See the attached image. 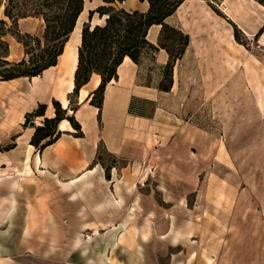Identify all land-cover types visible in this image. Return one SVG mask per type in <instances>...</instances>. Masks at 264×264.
Segmentation results:
<instances>
[{
  "label": "rangeland",
  "instance_id": "374dc122",
  "mask_svg": "<svg viewBox=\"0 0 264 264\" xmlns=\"http://www.w3.org/2000/svg\"><path fill=\"white\" fill-rule=\"evenodd\" d=\"M93 1L86 0L80 28ZM224 1L234 9L240 0H183L165 20L189 35V44L173 68V91L157 89L165 64L157 62V52L145 54L138 65L137 82L148 83L153 90H140L134 107L137 113L149 114L151 100L155 108L144 141L132 153L133 177L137 173L139 184L123 179L136 197L128 211L134 214L132 225L115 231L98 227L99 235L90 229L94 227L84 230V226H67L63 221L60 226L27 229L21 225L26 212L21 205L19 211L0 217V238H6L11 252L19 251L18 238H26L40 264H66L67 238H78L91 251L109 256L111 238L118 237L136 238V251L112 249L116 260L108 259L106 264H264V8L257 0V4L242 0L241 13L231 11L228 16L222 8ZM117 5L141 11L148 7L146 1L139 0ZM3 7L0 18L6 19ZM97 17L95 14L92 24L99 22ZM246 22L252 25L247 33L241 29ZM17 27L21 33L42 37L44 23L29 16L18 19ZM74 38L75 33L69 38L71 44ZM3 39L9 46L6 59L20 61L22 45L9 33ZM95 83L94 76L83 90L90 91ZM26 86V80H19L4 92L0 90V163L3 158L18 162V154H25L26 143L16 147L13 127L10 135L2 128L18 97L29 94ZM68 99L69 109L74 110L75 94ZM51 107L54 109L53 104ZM31 121L42 124L39 118L24 116L18 128L31 127ZM98 148L97 157L106 172L111 164L124 166L130 160L107 152L101 143ZM2 177L0 189L5 190V196L12 181L7 183ZM26 182L42 184L35 178ZM27 191V199H31L32 188ZM2 202L0 196V206ZM68 205L57 207L61 210ZM153 207L159 212H153ZM145 208L151 209L146 215ZM176 233H180L177 242L172 240Z\"/></svg>",
  "mask_w": 264,
  "mask_h": 264
},
{
  "label": "crops",
  "instance_id": "0c3cea01",
  "mask_svg": "<svg viewBox=\"0 0 264 264\" xmlns=\"http://www.w3.org/2000/svg\"><path fill=\"white\" fill-rule=\"evenodd\" d=\"M243 1L256 3L254 0ZM243 1L242 3L245 5ZM93 3V7L89 10L101 5L102 0H94ZM85 8L86 0H84ZM231 19L237 24L241 23L234 18ZM247 24L246 22L244 27L243 24L241 25L242 31L247 32L251 25L247 26ZM159 27L160 25H152L148 31V39L154 44L156 43L153 40H157ZM151 36L153 40H151ZM63 52L59 55L56 65L43 70L38 76L0 81V90L4 92L9 89L10 85H17V81L26 80L25 92L29 93L27 96L18 97L16 107L9 113L8 121L4 123L5 127L2 128L4 133L10 135V128L13 127L12 133L16 138V147L19 148L21 143H26V145L25 154H18V162H5L6 158H3V162L0 163L3 170L0 172V175L3 176L1 179L7 183L12 181L8 194L2 195L5 190L0 189V196L3 200L0 206V217L3 219L11 211H19L22 208L21 205H24L23 209L26 212L21 225L27 229L60 226L62 221L67 226H84V230L89 229L88 227H94L90 229L98 235L100 234L97 233L100 230L98 227L113 228L114 231L118 227L127 228L132 225L134 220V214H130L128 211L131 210L136 197L133 188L123 184V179L128 178L135 185L139 184L136 180L137 173L133 177L132 170L135 162L131 161L133 159L132 153L137 152L136 146L139 142L144 141L147 128L153 122L152 117L130 114L128 106L132 96H137L142 89L153 90V86L142 85L137 82L138 65L132 62L130 58L125 57L126 59L124 58L117 68V79H112L105 86L99 119L98 108L89 103L91 97L84 96L80 100L82 90L90 83L91 78L95 76L97 79V75L93 74L89 82L75 94L77 105L75 109L71 110L69 107L65 109L67 111L65 116L71 114L79 123L81 134L76 135V130L72 128L69 121L62 119L57 122L53 136L43 139L40 145L48 140H51V143L44 147L29 145L35 127L41 123L36 122L35 127L19 129L25 114L31 112L40 103L45 104V113L44 116L36 118L40 120H43V117L52 118L54 116V109L51 107L52 101L56 100L60 103L59 90L64 92L67 99L72 94L67 87L70 85V90L73 89L77 59L71 71L72 75L66 77L60 68ZM167 58L168 55L164 49L157 51L156 60L159 64H164ZM61 78L66 79L69 83L62 82L59 85L58 82ZM99 83H95L94 87L91 85L90 91L86 88L87 94L97 88ZM173 88L174 85L171 87V91ZM158 114L157 108L153 114L154 120ZM138 135H142V139H138ZM125 141H130L129 143L133 146L125 144ZM100 143L107 152L116 157L129 158V162L124 166L116 165V163L111 164L110 171L106 172L97 157ZM27 155L28 160H26ZM26 164L29 166V172H27ZM32 178L37 179L38 183L42 184H28L26 180ZM13 183L16 184L13 185ZM125 184L129 185V183ZM28 187L33 190L31 199H27L29 197ZM138 200L140 202V198ZM62 203L70 205L59 210L57 205ZM144 210L145 215L151 211L150 208ZM154 210L159 212L157 208L153 207V212ZM133 211L137 213L138 210L134 208ZM63 215L65 218L62 217ZM5 239L0 238V264H40V257L35 255V250H31V247L27 246L26 238H18L19 251L17 253L9 250ZM111 239L112 247L108 248L109 256H104V251H91L90 247L86 246L85 242L81 243L78 238H67L69 252L66 264H106L110 263L108 259L116 260L112 257V249L118 250L125 247L128 252L134 253L136 251V238L117 237ZM174 247L175 245H173Z\"/></svg>",
  "mask_w": 264,
  "mask_h": 264
},
{
  "label": "trees",
  "instance_id": "16d2710c",
  "mask_svg": "<svg viewBox=\"0 0 264 264\" xmlns=\"http://www.w3.org/2000/svg\"><path fill=\"white\" fill-rule=\"evenodd\" d=\"M124 1L102 0L103 4L88 10L87 19L80 28V45L72 94H77L93 74L98 75L100 83L87 97H91L89 103L98 108V119L103 105L105 86L112 79H117V68L125 57L140 65L145 54L164 49L168 58L162 67V79L157 89L169 91L173 84L174 65L189 44L187 33L165 21L183 0H139L147 2L148 7L145 11L127 10L117 5ZM257 1L264 6V0ZM2 4L4 5L2 14L11 23L8 25L5 18H0V80L3 81L38 76L43 70L56 65L84 8V0H0V7ZM95 14L99 23L92 24ZM29 16L43 20L42 37L19 31L18 19ZM152 25H160L156 44L148 39V30ZM261 31L260 29L257 32L255 38ZM8 33L23 47L24 57L18 62L6 59L9 56V46L3 37ZM146 85L150 86L148 83ZM135 98V96L131 97L128 112L150 117L155 108L154 102L148 100L152 104L149 114L137 113L133 103ZM52 104L55 110L54 116L43 117L42 124L35 127L29 140V144L35 147H38L43 139L53 136L57 122L62 119L69 121L76 130V135L81 134L80 125L74 117L65 116L67 111L59 107L58 101L53 100ZM45 109V104L39 103L37 108L25 114V118L44 116ZM49 143L51 140L40 147Z\"/></svg>",
  "mask_w": 264,
  "mask_h": 264
},
{
  "label": "bare ground",
  "instance_id": "6f19581e",
  "mask_svg": "<svg viewBox=\"0 0 264 264\" xmlns=\"http://www.w3.org/2000/svg\"><path fill=\"white\" fill-rule=\"evenodd\" d=\"M225 2L226 1H224L223 3H224V5H223V11L228 15V14H230L231 13V11L232 12H234V13H236V14H238V13H241L240 11L244 8V7H242L243 6V3L242 2H240L239 1V3H236L237 5L234 7V9L233 8H229L230 6H228V3H226L225 4ZM236 2V1H235ZM231 4V3H230ZM229 4V5H230ZM234 4V3H233ZM233 6V5H232ZM231 6V7H232ZM261 8H264L262 5H259ZM85 11H86V9H84L83 8V11L81 12V14L79 15V18H78V20H77V23H76V25H75V28L73 29V31H72V34H71V36H73V34L75 33V38H74V40L72 41L73 43L71 44L70 43V39H69V41H67V43H66V45H65V48H64V52H63V55H62V57H61V60H60V68H62V70H63V74H64V76L66 75V77H67V75L70 77V74H71V71H72V68H73V65H74V63L76 62V59H77V50H78V46H79V44H80V21H81V16H82V14H84L85 13ZM229 16V15H228ZM230 18V17H229ZM95 23H99V22H96L95 21ZM244 23V22H243ZM245 33H247V32H245ZM252 33H254V32H252ZM255 34V33H254ZM70 36V37H71ZM72 39V38H71ZM126 58H128V57H126ZM125 58V59H126ZM129 59V58H128ZM72 75V74H71ZM25 79H28L27 77H24ZM99 79H100V77L97 75V79H96V84H98L99 83ZM59 80V79H58ZM57 80V81H58ZM62 82H68L69 83V81H67L66 79L64 80V79H60L59 80V82H58V84L60 85ZM66 84V83H65ZM57 86V85H56ZM70 86V85H69ZM67 87V89L69 90V92H72V90H70V87ZM98 86V85H97ZM58 87V86H57ZM73 87H74V84H73ZM58 89V88H57ZM62 89V88H61ZM66 91V90H65ZM88 92V91H87ZM87 92L85 91V90H82V93H81V95L84 97V96H86V97H88V95L89 94H87ZM58 96V95H57ZM81 96V97H82ZM59 99H60V103H61V106H62V108H64V109H67V107H68V99L66 98V96H65V94H64V92L62 91V90H59ZM29 145H31V144H29ZM30 147V146H29ZM30 148H32V147H30ZM29 150V149H28ZM29 152V151H28ZM26 160H28V155H27V157H26ZM26 166H27V168H28V171L27 172H29L30 170H29V166H28V164H26ZM177 235L178 236H180V233H177V234H174V237H173V241H176V238H177Z\"/></svg>",
  "mask_w": 264,
  "mask_h": 264
},
{
  "label": "water",
  "instance_id": "95a60500",
  "mask_svg": "<svg viewBox=\"0 0 264 264\" xmlns=\"http://www.w3.org/2000/svg\"><path fill=\"white\" fill-rule=\"evenodd\" d=\"M36 123L35 121H31V127H35Z\"/></svg>",
  "mask_w": 264,
  "mask_h": 264
}]
</instances>
